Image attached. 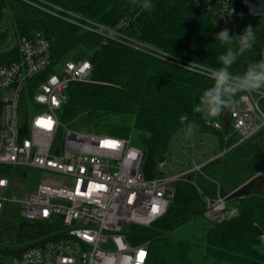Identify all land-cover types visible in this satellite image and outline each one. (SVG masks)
<instances>
[{
  "label": "trees",
  "instance_id": "trees-1",
  "mask_svg": "<svg viewBox=\"0 0 264 264\" xmlns=\"http://www.w3.org/2000/svg\"><path fill=\"white\" fill-rule=\"evenodd\" d=\"M221 1L150 0L153 7L145 10L140 7L143 0H0V20L3 11L8 10L17 40L41 32L50 43L54 63L62 64L77 55L80 58L75 60H89L90 82L69 84L66 101L57 111L60 120L71 124L83 116L86 124L82 129L99 133L106 127L108 133L125 137L129 134L125 118L132 117L142 152L141 172L149 179L160 174L158 163L165 160L173 136L182 127L188 130L195 124L191 135H214L221 151L237 140L230 134L229 109L212 119L194 112L201 94L213 81L183 67L185 63L212 69L221 66L218 56L225 48L216 40L225 29L217 20ZM52 6L148 44L169 58L88 31L50 13L55 10ZM248 25L253 27L257 40L232 66L234 74H243L250 63L264 58V20L234 15L227 21L230 35L242 34ZM6 36V32H0V44ZM18 59L17 44L0 52V65ZM260 105L264 110V98ZM110 116L121 117L122 121L111 123ZM214 122H219L221 129H215ZM263 167L264 128L206 162L200 172L177 181L164 215L149 228H131V241H149L146 264H264V251L258 250L264 235L261 189L228 197V204L237 210L235 215L211 222L198 238L201 244L197 248L187 239L167 235L203 215L202 196L214 197L216 183L224 193L232 192Z\"/></svg>",
  "mask_w": 264,
  "mask_h": 264
},
{
  "label": "built area",
  "instance_id": "built-area-1",
  "mask_svg": "<svg viewBox=\"0 0 264 264\" xmlns=\"http://www.w3.org/2000/svg\"><path fill=\"white\" fill-rule=\"evenodd\" d=\"M52 8L53 15L88 31L169 58L116 30ZM234 15L232 0H222L218 23L228 29L227 21ZM17 48L19 59L0 65V226L13 233L14 244L0 246V264H146L149 241H131V228L151 227L172 201L175 183L200 172L204 164L191 159L187 170L164 174L160 162V174L145 178L141 149L130 137L69 129L58 116L69 84L90 82L89 60L54 63L41 32L19 38ZM183 67L208 78L215 70L196 63ZM262 98L264 89L242 92L229 109L230 132L237 138L231 147L264 128ZM212 126L221 129L219 122ZM194 147L189 144L180 151L188 153ZM28 170L45 176L25 190L21 183ZM254 177H264V167ZM232 192L224 193L216 183L214 197L202 196L203 216L221 220L235 215L236 208L227 201ZM11 207L19 212L14 222L6 217ZM7 224L13 227L5 228Z\"/></svg>",
  "mask_w": 264,
  "mask_h": 264
},
{
  "label": "rangeland",
  "instance_id": "rangeland-1",
  "mask_svg": "<svg viewBox=\"0 0 264 264\" xmlns=\"http://www.w3.org/2000/svg\"><path fill=\"white\" fill-rule=\"evenodd\" d=\"M249 17L256 20H264V15H250ZM6 32L7 36L5 40L0 44V52L7 51L13 48L17 44V38L14 35V27L12 23V18L8 10L3 11L2 18L0 20V32ZM77 55L76 57L70 56L69 59L80 58ZM240 93L236 96V104L238 102ZM35 112V110L33 111ZM108 121L111 123L119 124L122 121L121 117L110 116ZM69 129L81 130L82 126L86 124L85 117L81 116L75 120L73 123H64ZM126 126H129V134L125 137H130L132 144H136V131L132 127V117L125 118ZM104 127V125H103ZM85 129V128H84ZM99 133L112 135L107 132L106 127L102 128ZM230 134H232L230 132ZM116 136V135H112ZM189 144H194V149L189 150L188 153H183L180 151L181 148ZM222 151L218 145L217 139L214 135L210 134H196L191 135L188 133V130L182 127L172 138L169 146V153L165 155V160L163 161L164 165L161 168V171L164 174H174L181 173L184 170H187L192 166L191 159L197 165L205 164L211 159L222 155ZM173 169V170H171ZM27 178L24 183H21V186L25 190L32 189L37 186L41 178L45 175L39 171L28 170ZM242 186L246 187L245 190L252 189H261L264 190V179L257 181H247ZM11 222L19 219L18 208L11 207L6 213ZM228 218V217H227ZM213 221L219 220H208L203 215L194 217L187 221L186 223L178 226L177 228L170 231L167 235L171 239H187L191 242L192 246L197 248L201 242L198 240L203 234L204 230L209 227L210 223ZM13 237V233L8 232L0 226V246L1 247H12L14 246L13 240L10 238ZM259 251H264V240H261V243L258 245ZM6 260V259H5Z\"/></svg>",
  "mask_w": 264,
  "mask_h": 264
},
{
  "label": "clouds",
  "instance_id": "clouds-1",
  "mask_svg": "<svg viewBox=\"0 0 264 264\" xmlns=\"http://www.w3.org/2000/svg\"><path fill=\"white\" fill-rule=\"evenodd\" d=\"M135 2V0H134ZM140 7L151 10L150 0H143ZM216 40L221 42L225 51L218 56L220 67L210 74L213 83L203 91L194 112L206 119L219 117L225 109H232L236 105V96L242 92H259L264 89V58L250 63L243 74H234L232 66L238 58L254 47L257 36L251 25L243 30L242 34L230 35L229 29L221 30ZM196 125L188 128L192 134Z\"/></svg>",
  "mask_w": 264,
  "mask_h": 264
},
{
  "label": "water",
  "instance_id": "water-1",
  "mask_svg": "<svg viewBox=\"0 0 264 264\" xmlns=\"http://www.w3.org/2000/svg\"><path fill=\"white\" fill-rule=\"evenodd\" d=\"M232 11L236 15H264V0H232ZM264 179V177L251 178L249 181H257ZM246 187L240 186L235 189L230 197L242 196L246 194L249 190H245Z\"/></svg>",
  "mask_w": 264,
  "mask_h": 264
},
{
  "label": "flooded vegetation",
  "instance_id": "flooded-vegetation-1",
  "mask_svg": "<svg viewBox=\"0 0 264 264\" xmlns=\"http://www.w3.org/2000/svg\"><path fill=\"white\" fill-rule=\"evenodd\" d=\"M7 227L11 229L13 226L11 224H7V226H5V228H7Z\"/></svg>",
  "mask_w": 264,
  "mask_h": 264
},
{
  "label": "snow or ice",
  "instance_id": "snow-or-ice-1",
  "mask_svg": "<svg viewBox=\"0 0 264 264\" xmlns=\"http://www.w3.org/2000/svg\"><path fill=\"white\" fill-rule=\"evenodd\" d=\"M141 256H143V253H141Z\"/></svg>",
  "mask_w": 264,
  "mask_h": 264
}]
</instances>
